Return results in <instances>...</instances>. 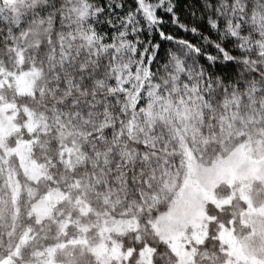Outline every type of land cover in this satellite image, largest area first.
Masks as SVG:
<instances>
[{"label":"snow or ice","instance_id":"obj_1","mask_svg":"<svg viewBox=\"0 0 264 264\" xmlns=\"http://www.w3.org/2000/svg\"><path fill=\"white\" fill-rule=\"evenodd\" d=\"M0 264H264V0H0Z\"/></svg>","mask_w":264,"mask_h":264},{"label":"rangeland","instance_id":"obj_2","mask_svg":"<svg viewBox=\"0 0 264 264\" xmlns=\"http://www.w3.org/2000/svg\"><path fill=\"white\" fill-rule=\"evenodd\" d=\"M18 91L25 93L29 91V86L27 85V83L21 78L18 81V87H17Z\"/></svg>","mask_w":264,"mask_h":264},{"label":"trees","instance_id":"obj_3","mask_svg":"<svg viewBox=\"0 0 264 264\" xmlns=\"http://www.w3.org/2000/svg\"><path fill=\"white\" fill-rule=\"evenodd\" d=\"M17 91H18V89H17ZM18 92H20V91H18ZM20 93H22V92H20ZM103 124V121H99V122H97V126L99 127L100 125H102ZM52 150L50 149V152H51ZM37 155H40V153H38ZM88 165H89V167H91L94 163H95V160H94V157L93 158H90L89 160H88Z\"/></svg>","mask_w":264,"mask_h":264}]
</instances>
